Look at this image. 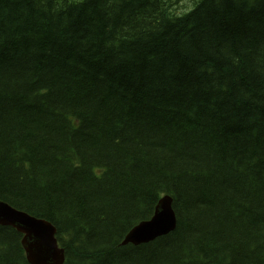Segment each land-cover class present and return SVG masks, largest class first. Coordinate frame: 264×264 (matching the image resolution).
Returning <instances> with one entry per match:
<instances>
[{"label": "trees", "instance_id": "trees-1", "mask_svg": "<svg viewBox=\"0 0 264 264\" xmlns=\"http://www.w3.org/2000/svg\"><path fill=\"white\" fill-rule=\"evenodd\" d=\"M172 1L0 0V199L64 264H264V0ZM165 194L174 230L122 245Z\"/></svg>", "mask_w": 264, "mask_h": 264}, {"label": "water", "instance_id": "water-1", "mask_svg": "<svg viewBox=\"0 0 264 264\" xmlns=\"http://www.w3.org/2000/svg\"><path fill=\"white\" fill-rule=\"evenodd\" d=\"M0 225L11 226L22 234L21 245L29 264H62L64 251L55 237V226L44 218L31 215L0 199ZM175 228L172 198L162 196L147 220L132 228L124 243H146Z\"/></svg>", "mask_w": 264, "mask_h": 264}, {"label": "rangeland", "instance_id": "rangeland-1", "mask_svg": "<svg viewBox=\"0 0 264 264\" xmlns=\"http://www.w3.org/2000/svg\"><path fill=\"white\" fill-rule=\"evenodd\" d=\"M193 0H175L172 1V8L175 13H181L192 7Z\"/></svg>", "mask_w": 264, "mask_h": 264}, {"label": "bare ground", "instance_id": "bare-ground-1", "mask_svg": "<svg viewBox=\"0 0 264 264\" xmlns=\"http://www.w3.org/2000/svg\"><path fill=\"white\" fill-rule=\"evenodd\" d=\"M172 209H173V208H172ZM173 215H174L175 226H176V217H175V213H174V211H173ZM137 225H138V223H137L136 225H134L132 228L136 227ZM132 228H131V229L126 233V235L124 236V238H123V240H122V242H121L122 245L130 244V243H124L123 241H126L127 237H128L129 235H131ZM146 243H147V242H146ZM139 244H142V243H139ZM135 245H138V244H135Z\"/></svg>", "mask_w": 264, "mask_h": 264}]
</instances>
